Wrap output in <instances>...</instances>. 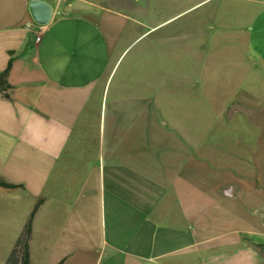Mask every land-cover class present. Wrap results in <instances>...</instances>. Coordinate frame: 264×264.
<instances>
[{
  "label": "crops",
  "instance_id": "obj_1",
  "mask_svg": "<svg viewBox=\"0 0 264 264\" xmlns=\"http://www.w3.org/2000/svg\"><path fill=\"white\" fill-rule=\"evenodd\" d=\"M42 1L53 9L45 25L33 21L29 0H0V71L11 59L12 86L11 99L0 94V177L21 185L0 187V246L14 244L39 201L31 264H264V130H246L233 144L167 117L152 130L149 80L170 81L167 32L156 38L160 49L146 48L149 95L118 83L104 102L132 17L112 7L118 0ZM258 3L254 15L248 11L251 33L214 38L209 85L227 94L215 99L214 118L264 119V0ZM234 57L237 64H226ZM183 78L172 81L183 88ZM99 95L96 143L85 146ZM140 114L148 122L133 130ZM60 166L82 174L74 197L46 193ZM23 193L31 208L3 205Z\"/></svg>",
  "mask_w": 264,
  "mask_h": 264
},
{
  "label": "rangeland",
  "instance_id": "obj_2",
  "mask_svg": "<svg viewBox=\"0 0 264 264\" xmlns=\"http://www.w3.org/2000/svg\"><path fill=\"white\" fill-rule=\"evenodd\" d=\"M115 3L118 6L112 4L114 9H119L122 13L132 17V21L128 23L131 31L127 33H131V38L123 42L117 52V60L103 91L104 102L106 96L108 102L110 96L115 93L114 88L118 83L124 84V89L130 85L129 89L134 96L139 94L141 96L149 95L145 92L144 86L146 81L145 66L146 62H149L146 56V48L152 42L154 48L160 49L161 44L156 41V38L161 32H167L169 39L163 45L166 44L165 47L168 48V59L165 66L170 81H167V83L156 81L158 78L156 74L151 77L152 80H149L154 82L152 94L155 102L153 104L152 130H159L157 127L161 128L165 117H167L171 124L176 125L177 123L186 132L200 130L199 134L202 135L210 131L213 137L216 134L217 136L224 134L222 141L225 142V137L230 144L241 143L244 135H246V130H264V119L260 122L255 118H248V116L244 119L214 118L213 107L217 104L215 99H217V96L218 99H221L227 94L225 92L217 94L214 92L216 89L209 85V64L212 60L210 51L211 47L214 46L215 36L221 34L238 36L242 33L244 35L251 33L252 30L248 25L250 18V12L248 11H251V14L254 15L257 6L260 5L258 0H118ZM128 3H130L132 11L128 8ZM106 5L110 4L106 2ZM164 19L167 20L156 26ZM258 19L260 18L258 17ZM257 24H261V21H258ZM123 37L126 38L127 35L124 34L121 39ZM216 45H218V42H216ZM220 45L229 48L235 44L231 41H223ZM238 61L235 57L234 59L229 58L226 64L233 65L237 64ZM153 65H155L154 62ZM262 74V80L264 81V71ZM177 76L180 79L184 77L183 88L173 83L172 80ZM164 80H166V76L163 74ZM137 85L141 86L136 87ZM164 94L166 103L161 104L160 100ZM101 96H98V101L95 103L97 113L92 118L91 127L87 129L90 133L85 146H88V144L94 146L96 143L94 130L99 128L98 110L102 104ZM227 104V101L222 103L226 106ZM107 106H109L108 103ZM230 109L226 111L227 114H230ZM138 118L136 117L137 121L133 125V130L143 128L144 118L148 122L149 117L141 115V118ZM78 145L80 146V144ZM79 171V169L70 168L69 171L67 170L63 174L61 166L55 169L53 176L48 181L46 193L55 189L57 196H61L60 198L65 194L74 197L81 187L75 180L82 175ZM66 177L69 178L67 181ZM72 179L75 181H70ZM88 188H90L89 183ZM84 192L91 191L86 189ZM21 196L20 199H4L3 205H16L25 210L28 207L31 208V197L26 193ZM6 198H8L7 195ZM11 247L0 246V264L5 263Z\"/></svg>",
  "mask_w": 264,
  "mask_h": 264
},
{
  "label": "trees",
  "instance_id": "obj_3",
  "mask_svg": "<svg viewBox=\"0 0 264 264\" xmlns=\"http://www.w3.org/2000/svg\"><path fill=\"white\" fill-rule=\"evenodd\" d=\"M10 67L11 59L7 62L6 67L2 71H0V94L7 99H11L9 90L12 86L8 82V73ZM0 187L13 189L16 187H21V185L8 182L0 177ZM38 205L39 201H37L34 207L30 210L22 231L12 245L4 264H31L29 242L32 234V219Z\"/></svg>",
  "mask_w": 264,
  "mask_h": 264
},
{
  "label": "water",
  "instance_id": "obj_4",
  "mask_svg": "<svg viewBox=\"0 0 264 264\" xmlns=\"http://www.w3.org/2000/svg\"><path fill=\"white\" fill-rule=\"evenodd\" d=\"M28 8L33 21L39 25L49 22L52 15V6L42 0H29Z\"/></svg>",
  "mask_w": 264,
  "mask_h": 264
},
{
  "label": "built area",
  "instance_id": "obj_5",
  "mask_svg": "<svg viewBox=\"0 0 264 264\" xmlns=\"http://www.w3.org/2000/svg\"><path fill=\"white\" fill-rule=\"evenodd\" d=\"M39 38H40L39 36H36V40H39Z\"/></svg>",
  "mask_w": 264,
  "mask_h": 264
}]
</instances>
